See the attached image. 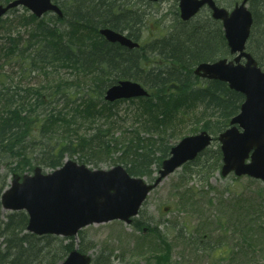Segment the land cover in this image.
Here are the masks:
<instances>
[{
  "label": "trees",
  "instance_id": "1",
  "mask_svg": "<svg viewBox=\"0 0 264 264\" xmlns=\"http://www.w3.org/2000/svg\"><path fill=\"white\" fill-rule=\"evenodd\" d=\"M9 1L0 0V4ZM56 1L63 17L46 14L38 18L24 13L15 19H0V34L4 30L8 33L3 56L22 77L18 80L14 73L0 71V264H59L74 248L65 243L70 238L28 232V214L4 212L1 196L15 175L31 173L37 166L56 169L69 151H85L95 139H103L99 148L109 149L112 144L104 137L111 134V128L97 126L94 132L81 133L80 124L104 119L114 128L118 103L130 102L131 110L122 119L133 121L135 126L124 131L129 139L119 137L121 163L131 175L152 179L180 138L207 130L216 139L230 126L244 101V95L228 83L194 74L201 62L231 56L222 23L210 13L202 11L189 21L178 15L176 22L164 27L137 5L138 0ZM256 3L261 4V13ZM250 8L255 25L259 16L264 20V0H251ZM59 23H65L67 29H61ZM17 26H25V32L16 35L13 30ZM102 27L126 32L140 47L129 49L107 41L99 33ZM261 53L259 61L264 64ZM58 66L67 68L71 76H61ZM33 77L38 80L33 82ZM126 79L145 85L149 95L106 101L107 88ZM188 118L193 122L188 123ZM142 130L152 134L150 142H145ZM111 140L118 146L117 138ZM221 166V149L209 147L186 163L183 173L210 175ZM184 194L187 204L192 200L197 204L191 190ZM134 225L157 232L136 218ZM164 239L162 247L156 248L163 261L171 250ZM109 261L108 257L102 261L97 257L92 264Z\"/></svg>",
  "mask_w": 264,
  "mask_h": 264
},
{
  "label": "water",
  "instance_id": "2",
  "mask_svg": "<svg viewBox=\"0 0 264 264\" xmlns=\"http://www.w3.org/2000/svg\"><path fill=\"white\" fill-rule=\"evenodd\" d=\"M248 1L238 2L231 11L215 0H179V8L181 18L188 21L203 7H209L212 17L222 21L230 52L234 55L231 60L202 62L194 73L201 78L227 82L231 89L245 96L240 112L218 137L223 153L221 174L227 176L234 172L237 176L247 175L264 181V70L245 50L254 22ZM18 6L28 8L37 17L47 12L64 15L53 0H12L0 4V19ZM100 33L108 41L130 49L140 45L111 27L101 28ZM244 58L246 61L241 62ZM147 95V89L139 82L121 80L107 88L104 98L115 102ZM213 138L207 130L183 137L171 148L170 156L163 160L152 183L131 175L123 165L91 169L70 159L47 173L38 166L33 173L13 177L3 191L2 208L5 211L25 210L29 214L28 231L39 235L76 236L87 225L115 219L130 224L150 191L183 164L195 159L210 146ZM91 261V256L76 247L60 264H91Z\"/></svg>",
  "mask_w": 264,
  "mask_h": 264
},
{
  "label": "rangeland",
  "instance_id": "3",
  "mask_svg": "<svg viewBox=\"0 0 264 264\" xmlns=\"http://www.w3.org/2000/svg\"><path fill=\"white\" fill-rule=\"evenodd\" d=\"M217 1L231 9L240 0ZM136 3L164 27L176 22L178 15L180 17L179 0H159L152 4L138 0ZM256 10L262 12L260 3H256ZM203 12L210 13L208 9ZM24 13L31 14L25 7L19 6L11 10L4 19H15ZM57 25L61 29H67L65 23ZM152 29L153 26L150 30ZM254 31L255 35L261 37L258 40L255 38L256 42L252 44L253 50H257V45L264 41V20L258 22ZM13 32L16 35L18 32L23 34L25 26H17ZM7 34L5 30L0 34V71L8 70L19 80L22 79L19 69L8 64V59L3 56L2 47L7 41ZM260 66L264 69V64ZM57 69L61 76H71L67 68L58 66ZM42 78L45 80L44 76ZM31 80L36 82L38 78L33 77ZM131 106L128 101L118 103L119 117L114 128L106 124L104 119L95 124L79 125L81 133L94 132L97 126L105 130L111 128V134L104 137L112 144L108 150L98 147L103 139H95L85 151H69L66 159L73 158L91 169H110L122 164L119 137L129 139L124 131L130 132L135 126L133 121H124L122 115L128 113ZM126 119L128 116H125ZM187 122L192 123L193 119L188 118ZM141 132L145 142H150L152 134L143 130ZM76 137L73 135L74 139ZM111 138L118 139V146H114ZM76 143L75 140L74 144ZM210 147L220 149L221 143L216 138ZM183 170L181 167L164 178L149 193L136 217L151 228H156V233H144L135 227L134 222L127 224L113 220L88 225L78 235L65 240V243L77 246L93 259L100 257L102 261L108 257L110 264H264V181L248 176L237 177L233 173L223 176L220 170L210 175L190 176L184 175ZM157 175L158 171L153 177ZM146 179L152 181L155 178ZM186 189L195 195L194 201L197 204H193V200L190 201L191 205L186 203ZM164 238L170 243L171 250L168 258L163 261L159 260L160 254L156 248L162 247Z\"/></svg>",
  "mask_w": 264,
  "mask_h": 264
},
{
  "label": "flooded vegetation",
  "instance_id": "4",
  "mask_svg": "<svg viewBox=\"0 0 264 264\" xmlns=\"http://www.w3.org/2000/svg\"><path fill=\"white\" fill-rule=\"evenodd\" d=\"M259 21H263L262 20V18H261V16H259L258 17V22ZM254 23H257L256 21H255V17H254ZM255 25V24H254ZM254 25H253V27H252V32H251V35H250V37H249V40H248V42H247V44H246V52H249V53H251L256 59H257V61H258V64L260 65V64H262L263 62H260L259 60H261L262 61V58L261 59H259V57H261V55L259 56V54L261 53V52H264V41H262L263 43H259L258 45H257V50H253V48H252V44L253 43H255L256 41H255V38H256V40H258L259 38H261L260 37V35H255L254 33H255V28H256V25H255V27H254ZM263 60H264V58H263ZM246 61V59L244 58V62Z\"/></svg>",
  "mask_w": 264,
  "mask_h": 264
}]
</instances>
